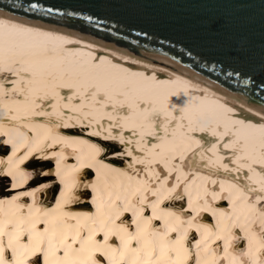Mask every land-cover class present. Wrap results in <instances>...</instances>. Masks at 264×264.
<instances>
[{
  "label": "bare ground",
  "instance_id": "6f19581e",
  "mask_svg": "<svg viewBox=\"0 0 264 264\" xmlns=\"http://www.w3.org/2000/svg\"><path fill=\"white\" fill-rule=\"evenodd\" d=\"M1 184L0 264H264V107L0 18Z\"/></svg>",
  "mask_w": 264,
  "mask_h": 264
},
{
  "label": "water",
  "instance_id": "95a60500",
  "mask_svg": "<svg viewBox=\"0 0 264 264\" xmlns=\"http://www.w3.org/2000/svg\"><path fill=\"white\" fill-rule=\"evenodd\" d=\"M0 18L264 107V0H0Z\"/></svg>",
  "mask_w": 264,
  "mask_h": 264
},
{
  "label": "rangeland",
  "instance_id": "374dc122",
  "mask_svg": "<svg viewBox=\"0 0 264 264\" xmlns=\"http://www.w3.org/2000/svg\"><path fill=\"white\" fill-rule=\"evenodd\" d=\"M112 151H114V150H112ZM115 151H118V150L115 149ZM72 155H73V154H72ZM63 165H64V164H58V163L55 165L56 167L53 165L54 167H51V170H52L51 173L54 175L53 172H54L55 170L59 169V168H62ZM5 181H6V180H5ZM4 183H6V182H3V184H4ZM3 184H1L0 187L3 186ZM4 190H5V188L0 189V191H4ZM0 193H1V192H0ZM1 195H3V193H1Z\"/></svg>",
  "mask_w": 264,
  "mask_h": 264
},
{
  "label": "snow or ice",
  "instance_id": "6c2138e0",
  "mask_svg": "<svg viewBox=\"0 0 264 264\" xmlns=\"http://www.w3.org/2000/svg\"><path fill=\"white\" fill-rule=\"evenodd\" d=\"M38 8L37 4H29V10H36ZM51 10H49L48 14H50Z\"/></svg>",
  "mask_w": 264,
  "mask_h": 264
}]
</instances>
